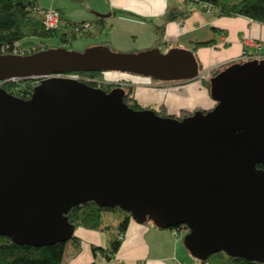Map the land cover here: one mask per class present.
Returning <instances> with one entry per match:
<instances>
[{"label": "water", "instance_id": "water-1", "mask_svg": "<svg viewBox=\"0 0 264 264\" xmlns=\"http://www.w3.org/2000/svg\"><path fill=\"white\" fill-rule=\"evenodd\" d=\"M81 70L163 82L201 73L180 46L0 54V80L41 78L29 98L0 87V236L67 242L76 229L67 213L94 201L139 223L186 225L184 244L202 260L224 251L264 263V59L225 66L210 78L215 105L181 119L132 108L122 86L63 75Z\"/></svg>", "mask_w": 264, "mask_h": 264}, {"label": "crops", "instance_id": "crops-1", "mask_svg": "<svg viewBox=\"0 0 264 264\" xmlns=\"http://www.w3.org/2000/svg\"><path fill=\"white\" fill-rule=\"evenodd\" d=\"M84 1V0H80ZM88 15L76 18H63L73 21H93L99 16L96 12L110 14L105 17L111 26V45H118L119 39L128 35L137 42L140 36L152 34L147 47L159 45H183L189 49L192 38L209 40L214 38V45L202 46L197 51L199 72L209 66L229 65L236 61L243 50V37L264 42V25L252 21L245 16H217L212 11L205 12L194 2L185 0H86ZM178 12L179 16L168 19V13ZM79 19V20H77ZM157 24H164L163 37L158 36ZM214 28L222 29L217 32ZM197 34L196 37H189ZM129 42V41H128ZM154 42V43H153ZM229 63V64H227ZM225 65V66H226ZM105 80H110L106 75ZM124 73V72H122ZM134 76V75H133ZM140 76V75H137ZM142 77V76H141ZM130 81L131 79H119ZM111 81V80H110ZM206 80L192 78L190 80L168 81L157 80L149 86H136L134 96L147 106L164 104L169 113L178 114L181 110L196 108L210 109L215 105ZM136 82V81H135ZM129 84L128 82L126 83ZM122 236L121 246L110 259L103 254L94 255L92 246L106 248L110 242L108 231L85 229L77 226L75 235L80 242L69 241L66 244L63 264H217L219 258L202 260L195 257L189 247L184 244V231L175 232L171 228H161L147 222L139 223L134 218ZM235 264V263H231Z\"/></svg>", "mask_w": 264, "mask_h": 264}, {"label": "trees", "instance_id": "trees-1", "mask_svg": "<svg viewBox=\"0 0 264 264\" xmlns=\"http://www.w3.org/2000/svg\"><path fill=\"white\" fill-rule=\"evenodd\" d=\"M188 2H194L198 5L210 4L212 9L203 8V11H212L217 16H245L264 25V0H187ZM186 1V2H187ZM48 8L40 7L38 0H0V54L18 53V54H31L43 49L54 47L50 44L49 39H58L61 42L69 44L73 39L79 36L83 37H100L104 33H108L111 26L106 21L104 16H99L96 20L87 21H73L71 19L63 18L62 22L57 27H50L45 21V11ZM58 9V8H57ZM59 10V9H58ZM60 11V10H59ZM61 13V11H60ZM179 13H168V19L176 18ZM86 24H91L90 28H86ZM164 24H157L159 38L163 37ZM217 32L223 31L222 29L214 28ZM260 41V40H258ZM217 42L216 39L210 38L209 40H196L191 48L194 52L202 46L214 45ZM261 42V41H260ZM264 51V43L262 44ZM247 61V60H244ZM234 61V62H244ZM230 65V64H229ZM228 66V65H226ZM214 68L211 70L212 76H215L221 72L224 68ZM105 71H74L85 77H94L96 80H103ZM212 76L210 78H212ZM210 78L204 83L211 88ZM41 80L40 77L34 78H17L15 80L5 81L0 84V87L5 88L8 92L18 95L23 98H29L32 94L34 87ZM90 85L97 86V81L88 82ZM122 86L124 88V101L129 106L135 109L141 108H153L162 116L168 115L167 107L164 104H159L154 107L151 105L143 106L138 99L134 96V87L130 85H120L117 82L106 83L103 82L100 87L106 91H112L115 86ZM200 109V108H197ZM196 109L191 111L181 110V115H191ZM179 118V117H178ZM262 164H258L257 167H262ZM122 210L120 213V222L106 223L107 217L105 212ZM69 221H71L76 227L81 226L85 229L103 230L111 232L110 242L106 248L101 246H92L94 255L102 253L106 258L110 259L121 246L122 236L128 230V226L133 218L129 212L122 207H103L94 201H87L86 203L77 204L72 207L67 213ZM147 223L154 224L148 220ZM173 230L184 231V236L188 232V227L185 225H176L175 227H169ZM72 242L79 243V238L74 235ZM57 242L51 245L34 246L30 244H19L13 241L10 237L0 236V264H63L65 257L66 244L69 242ZM210 258H219L217 264H264L259 262H250L244 258H238L228 256L224 251H219L209 256L204 261ZM95 263V262H94ZM93 263V264H94Z\"/></svg>", "mask_w": 264, "mask_h": 264}, {"label": "rangeland", "instance_id": "rangeland-1", "mask_svg": "<svg viewBox=\"0 0 264 264\" xmlns=\"http://www.w3.org/2000/svg\"><path fill=\"white\" fill-rule=\"evenodd\" d=\"M187 1V0H185ZM39 6L40 7H45V8H50V7H54V8H58L60 11L64 12L66 14V16L72 19H76L79 17H83V15H88L90 12L88 11V3L86 2V0L84 1H80V0H38ZM203 10L204 7H202L201 5H199ZM79 20V19H77ZM197 34H194L193 36H189V37H196ZM159 36V35H158ZM112 37H115V33H113L112 35H110V30H108V33H104L103 35H101L100 37H94V36H90V37H83V36H79L76 39H73L71 42H69V44L64 43L59 41L58 39L54 38V39H49L50 44L56 46H63L67 49H72L74 51L77 52H83L93 46H99V45H106L108 46L112 51H117V52H122V53H135V52H139V51H143L145 49L148 48H152L147 47V45L149 44V40L152 37V34H147L145 38H143V36H140L139 40H137V42H135L134 40H130V37L128 35L123 36L119 39V44L118 45H111L110 40L112 39ZM201 38V37H200ZM200 38H192V40H188V44L192 43V45H194L196 40H200ZM250 40L252 44H254V46H249L248 44H246V41ZM129 41V42H128ZM154 43V42H153ZM264 42H260L257 39H251L249 37L244 36L243 37V45H242V52L241 55L243 54V52L245 50H247V52H250L252 54H264L263 48H262V44ZM184 45V43H183ZM183 45H159V43H157L155 46H153V48L159 47L162 53H167L169 48L172 47H183ZM193 47V46H192ZM185 48V47H183ZM196 56H197V52H195ZM241 55L238 58H235V60H239V61H244L246 59L242 58ZM229 64V63H227ZM226 64L222 65V66H216V65H211L209 67L203 68L200 72L202 73L200 77H197L199 80H206L207 82L209 80V78L212 76V72L211 70L214 68H222L223 66H225ZM106 75L108 76V78L111 80L112 83L116 82V80L119 79H131L130 81L127 80H120L117 83H122L123 85L126 84L127 82L129 83L128 85L134 87L136 86H149V85H153L154 83H156L155 79H150L149 77H144V76H137L136 74L133 76L131 75V73H122L120 71H111V72H107ZM203 75H206L207 78L202 77ZM210 75V76H209ZM82 76V75H80ZM105 76V75H104ZM209 76V77H208ZM93 79H96L94 77H92ZM109 80V81H110ZM136 81V82H135ZM144 106V105H143ZM154 106V105H151ZM197 109V108H196ZM180 113V112H179ZM178 113V114H179ZM168 114H170L168 112ZM122 213V210H116V211H110L109 212H105V217H107L106 219V223L113 222V223H118L120 222V217L119 214ZM102 254V253H101Z\"/></svg>", "mask_w": 264, "mask_h": 264}, {"label": "built area", "instance_id": "built-area-1", "mask_svg": "<svg viewBox=\"0 0 264 264\" xmlns=\"http://www.w3.org/2000/svg\"><path fill=\"white\" fill-rule=\"evenodd\" d=\"M202 7L206 8V9H212L213 6H211L210 4H201ZM45 21H46V24L50 27H57L58 25H60V23L62 22V13H60V11L57 9V8H54V7H50L48 8L46 11H45ZM91 24H86V28H90ZM246 44H248L249 46H254V44L251 43L250 40L246 41ZM242 58L246 59V60H254V58L256 59H264V54H252L250 52H247V50H245L243 52V54L241 55ZM202 73H200V75L198 77L201 76ZM63 75H66V76H71V77H74L78 80H84L86 82H92V81H97V87H100V85L103 83V82H106V83H112L111 81L109 80H96V79H93V78H90V77H85V76H80V74L78 73H75V72H70V73H66V74H63ZM210 76V75H209ZM208 76V77H209ZM202 77H205L207 78L206 75H203ZM5 81L3 80H0V84L3 83ZM175 232H177V230H175ZM244 264V263H242Z\"/></svg>", "mask_w": 264, "mask_h": 264}, {"label": "flooded vegetation", "instance_id": "flooded-vegetation-1", "mask_svg": "<svg viewBox=\"0 0 264 264\" xmlns=\"http://www.w3.org/2000/svg\"><path fill=\"white\" fill-rule=\"evenodd\" d=\"M120 85H123L122 83H119ZM125 85H127V84H124V87H126ZM115 87H118L117 85L115 86ZM149 105V104H148ZM147 105V106H148ZM145 106V105H144ZM185 116H188V115H181V116H176V117H179L180 119L181 118H183V117H185Z\"/></svg>", "mask_w": 264, "mask_h": 264}, {"label": "bare ground", "instance_id": "bare-ground-1", "mask_svg": "<svg viewBox=\"0 0 264 264\" xmlns=\"http://www.w3.org/2000/svg\"><path fill=\"white\" fill-rule=\"evenodd\" d=\"M4 84V83H3Z\"/></svg>", "mask_w": 264, "mask_h": 264}]
</instances>
